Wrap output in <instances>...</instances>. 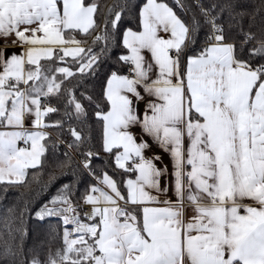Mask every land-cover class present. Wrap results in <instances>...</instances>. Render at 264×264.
Wrapping results in <instances>:
<instances>
[{"label": "snow or ice", "instance_id": "obj_1", "mask_svg": "<svg viewBox=\"0 0 264 264\" xmlns=\"http://www.w3.org/2000/svg\"><path fill=\"white\" fill-rule=\"evenodd\" d=\"M176 4L188 20L167 0H0V184L24 185L49 144L72 172L33 214L44 258L25 205L0 264H264V0Z\"/></svg>", "mask_w": 264, "mask_h": 264}, {"label": "trees", "instance_id": "obj_2", "mask_svg": "<svg viewBox=\"0 0 264 264\" xmlns=\"http://www.w3.org/2000/svg\"><path fill=\"white\" fill-rule=\"evenodd\" d=\"M117 0H98V3L102 8L106 5L114 4ZM141 2V0H130V3L134 4ZM167 2L174 8L178 15H180L185 20L189 19L180 7L177 6L176 0H167ZM196 0H181V3L185 6H191L193 12L198 10L194 7ZM204 5H209L212 2L223 3L225 0H200ZM234 3L238 5L237 10H246L249 13L253 12L257 8L261 0H233ZM264 14V10L262 13ZM102 20V16L98 17ZM259 21V16L257 17ZM131 24V15L125 14L124 16V26ZM111 51L115 54H119L120 49L113 45ZM111 62V61H110ZM97 87L99 81L96 82ZM92 85H89L91 88ZM79 97V92L76 93ZM53 103H56L53 101ZM61 109L63 106L57 104ZM87 107V103L85 102ZM90 119L84 124V132L91 136V143L93 145L97 144L98 130L94 123V117L91 115V109H88ZM52 119L62 118L63 111L57 114H50ZM75 123V121H73ZM53 140L56 138V133H53ZM62 140L70 139L69 136L64 135L61 137ZM68 151L66 144L60 143L57 149H53L52 145L49 144L48 150L46 151V158L44 159V164L42 168L28 169L27 176L25 178V184L22 186H8L5 187L4 184H0V249L4 246L5 242H10L9 231L15 232V228L19 225V215L21 209H25V220L24 226L27 228L28 235L25 238L24 244L26 250L28 248H34L40 253V259H43L47 251V241H48V223L41 221H34L33 214L34 211L42 205L46 198H50L54 195L61 184L68 183L72 179V172L67 171L66 174H62L61 169L58 165L65 160L64 153ZM72 155L73 164L79 163V158L74 153ZM104 162V154L101 152L100 159L94 161V167L99 169V166ZM110 171V169H109ZM77 180L82 181L79 184L81 191H83L85 185L92 181L91 177L87 174L80 176L77 173ZM94 183V181H92ZM54 223V218H53ZM41 242H44L43 247H41Z\"/></svg>", "mask_w": 264, "mask_h": 264}, {"label": "crops", "instance_id": "obj_3", "mask_svg": "<svg viewBox=\"0 0 264 264\" xmlns=\"http://www.w3.org/2000/svg\"><path fill=\"white\" fill-rule=\"evenodd\" d=\"M6 51L11 52V51H15V49H8ZM134 131H138V130L134 129ZM149 143H151V141H149ZM21 146H22V144H21ZM152 148H153V151H147L146 150L145 151V155L146 156H152L153 153H155L157 155H160L161 156V160L163 161V163H161V161H156L155 163H156L157 167H165L167 165L168 168H169V171H170L171 165H170V160L168 158V155L166 153H162L161 150L155 145H153ZM169 196L170 197L172 196L171 192L169 193ZM172 198H174V197H172ZM245 202H247V201H245ZM185 208H186L187 214L191 215L190 207L188 205H185ZM241 211H242V209H241Z\"/></svg>", "mask_w": 264, "mask_h": 264}, {"label": "built area", "instance_id": "obj_4", "mask_svg": "<svg viewBox=\"0 0 264 264\" xmlns=\"http://www.w3.org/2000/svg\"><path fill=\"white\" fill-rule=\"evenodd\" d=\"M196 3V2H195ZM95 182V181H94Z\"/></svg>", "mask_w": 264, "mask_h": 264}]
</instances>
